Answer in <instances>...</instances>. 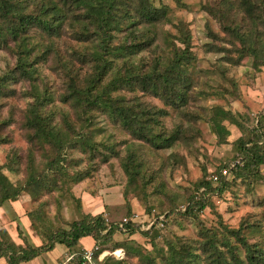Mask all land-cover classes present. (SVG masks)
<instances>
[{"label": "rangeland", "instance_id": "rangeland-1", "mask_svg": "<svg viewBox=\"0 0 264 264\" xmlns=\"http://www.w3.org/2000/svg\"><path fill=\"white\" fill-rule=\"evenodd\" d=\"M214 1L161 0L168 6L170 18L174 22L182 20L190 31L197 69L191 73L193 91L201 90L205 95L200 91L199 95H190L188 102L175 110L164 105L160 98L140 90L112 94L122 99L125 106L142 110L144 115L147 113L143 119L151 124L154 132L176 136L169 148H155L135 138L105 111H91L90 122L78 117L71 106L58 100L64 83L51 70L53 60L39 64L33 78L37 86H47L54 96L53 102L43 109L55 117L58 127L68 131L62 148L31 139L33 130L26 126L25 115L32 98L25 94L32 81H18L16 72L17 81L9 79L7 82L8 89L14 93L7 97L3 93L5 88L0 85V173L20 190L14 200H6L0 206V218H4L0 230L7 228L6 231L9 229L13 234L8 242L21 246L46 244L51 232L68 228L82 210L94 212V206L102 208L105 203L101 213L112 220L132 211L145 213L146 218L158 213L166 217L164 226L158 229L159 235H154L156 230L148 232L143 228L145 231L138 229L132 239L124 241L125 254L132 258L131 264H169L170 244L197 254L196 258L190 257V264H211L209 255L200 245L209 236L215 238L227 258L232 257V246L236 255L244 259L242 240L253 247L264 248V165L259 167L262 177L244 179L228 173L222 191L209 192L203 208L182 209L196 195L201 181L211 179L214 186L218 185L215 172L224 163L235 160L234 142L243 134L237 126L225 122L229 135L219 141L209 123L212 109L219 106L240 114L244 124L248 115L264 110V63L259 64L263 60L244 54L239 64L232 65L220 61L219 53L205 51L207 43H219L215 34H223L206 8ZM236 17L239 21L243 13L236 12ZM164 27L175 33V28L168 24ZM119 37L118 34L117 41ZM160 41L159 34L157 45L135 56L134 62L149 65L160 51L157 47ZM56 45L61 53L81 46L65 37L57 40ZM234 47L240 49L241 44L235 41ZM231 54L236 57L238 51L232 49ZM16 60L11 49L0 47V83L2 77L13 70ZM162 109L166 110V115H162ZM82 134L94 148H82L77 143ZM58 155L60 163L49 166L48 162ZM54 182L61 188H52ZM1 188L0 185V195ZM32 218L35 228L31 226ZM230 230L237 232L240 241ZM122 238L126 240L125 236ZM0 261L6 262L5 258Z\"/></svg>", "mask_w": 264, "mask_h": 264}, {"label": "trees", "instance_id": "trees-1", "mask_svg": "<svg viewBox=\"0 0 264 264\" xmlns=\"http://www.w3.org/2000/svg\"><path fill=\"white\" fill-rule=\"evenodd\" d=\"M206 8L223 34H215L219 43H207L205 51L219 53L220 61L232 65L239 64L244 54L262 59L259 64L264 63V0H215ZM236 12L243 13V18L239 21ZM244 22L246 23L243 24ZM165 24L175 28V33L164 27ZM118 34L120 37L117 41ZM159 34L161 41L157 47L160 51L152 62L149 65L143 61L136 64L133 58L148 51L153 44L156 46ZM63 37L78 43L80 48L70 47L66 49L67 54L61 53L56 42ZM235 41L241 44L240 49L234 47ZM0 47L11 49L17 57L13 70L2 77L0 85L5 88L4 95L7 97L14 93V90L8 89L9 79L32 81L29 92L25 94L32 98L25 115L26 126L33 130L31 139H39L57 149L63 147V138L68 135V131L58 127L54 123L55 117L44 111L43 107L52 103L54 96L47 86H37L33 78L38 72L39 64L46 61L53 60L51 70L64 83L58 100L71 106L78 117H84L81 119L90 122L91 111H105L135 138L143 139L159 149L171 147L176 136L154 132L151 124L143 119L147 113L144 115L142 110L125 106L122 99L114 98L112 94L122 90H140L153 94L164 105L175 110L183 107L190 95H199L200 92L205 95L201 90L197 93L193 91L195 85L191 73H195L197 69L191 49L190 31L182 20L174 22L170 18L168 6L161 0H0ZM232 49L238 51V56L231 54ZM16 72L18 78L14 77ZM12 73L13 76H10ZM161 113L167 114L163 109ZM241 117L240 114L215 106L209 123L219 141L229 135L225 122L237 126L243 133L234 142L237 150L234 161L238 163L229 173L244 179L250 176L262 177L259 167L264 165V110L253 116L248 115L247 124L246 121L244 124L243 118L241 121ZM64 121L67 122V119ZM76 141L82 148L95 147L83 134ZM60 158V155L52 158L48 165H57ZM229 163H224L215 172L217 186L212 184L211 179L198 184L196 195L185 205V211H191L197 206L203 208L209 192L222 191L226 175L221 170ZM64 172L65 169L61 174ZM32 180L35 181L34 178ZM0 185V206L6 200H14L20 193L19 188L2 173ZM54 187L59 189L61 185L54 182L52 188ZM123 196L125 197V193ZM143 214L146 218L147 215ZM105 215L81 211L79 217L72 219L68 228L51 232L46 244L36 246L8 242L7 240L11 241L9 235L7 238L5 236L8 233L0 230V258L4 257L8 264H18L53 249L58 243L72 251L84 236L95 239L94 245H98L96 253L106 248H124L127 238L115 241L113 234L120 231L130 237L136 230H142V225L148 224L147 220L143 223L130 220L124 224L123 231L117 225L120 218L112 220L107 216L109 221H106ZM33 222L32 218L31 226L35 228ZM150 228L145 230H156L154 235H159L158 229L161 227L157 228L153 224ZM230 232L240 241L236 231ZM242 244L245 248L244 259L236 255L232 246V257L227 258L219 250L213 236L200 243L202 251L209 255L211 264H264V248L253 247L244 240ZM168 252L169 264H190V257H197L191 250L177 248L172 244L169 245ZM82 255L83 249L77 250L71 260L82 264ZM101 264L122 262L112 255H106Z\"/></svg>", "mask_w": 264, "mask_h": 264}, {"label": "crops", "instance_id": "crops-1", "mask_svg": "<svg viewBox=\"0 0 264 264\" xmlns=\"http://www.w3.org/2000/svg\"><path fill=\"white\" fill-rule=\"evenodd\" d=\"M119 201L117 203H120ZM110 204H112V202L111 203H107V205H110ZM101 206H102V208L99 207L98 205L94 206V208H96V211H94V212L93 211H83V210L82 211L85 212V213H91L93 215L99 214V213H101L104 210L105 203L103 205H101ZM3 219L4 218H0V224L2 223L1 221H3ZM25 219H26V221H28V218H25ZM12 221H16V218H12ZM19 224H21V223L19 222ZM29 224H30V222H29ZM24 225H26V224H24ZM6 229L2 228V230H5V231H6ZM8 230L6 232L11 237L13 234L11 232L9 233L10 230L9 231ZM123 236H125V234L122 235L120 231H116L113 234V238H114L115 241H122L123 240V238H122ZM125 238L132 239L133 235H131L130 237L125 236ZM94 244H95V239L92 236H84V237H81L78 240L76 248L74 250H72V251H70L69 248L66 247L64 244H59L58 243V244H55L53 249L37 255L33 259H30L28 261H23V262H20L18 264H76L75 260H71L73 258V256H74V254H75V251L82 250V249H85V248H87V249L91 248ZM34 245L36 246V245H39V244L35 243ZM104 250L110 251V253L107 254V255H112L114 257V259L120 260L122 262V264H131L132 258L131 257H127V255L125 254V249L124 248H122V247H113V249L106 248ZM116 251H118V252L123 251V255H124L123 259H118L117 256L114 255ZM1 258H4V257H1ZM6 262H1L0 261V264H8Z\"/></svg>", "mask_w": 264, "mask_h": 264}, {"label": "built area", "instance_id": "built-area-1", "mask_svg": "<svg viewBox=\"0 0 264 264\" xmlns=\"http://www.w3.org/2000/svg\"><path fill=\"white\" fill-rule=\"evenodd\" d=\"M238 163V161H232L229 163L227 167H223L221 170L223 175H227L229 171ZM182 209H185V206L182 207ZM105 220L109 221V218H107V215H105ZM133 222H140L143 223V221L147 220L148 224L142 225V228H150L153 224L156 225L158 228L162 227L164 224L165 216L162 214L156 215L155 217L151 218H145V215L143 213L132 211L129 216H122L118 220V227L121 230H125L124 224H126L129 221ZM98 250V245H93L91 248H85L83 249V255H82V264H101L103 258L110 253L108 250H102L98 253L96 251ZM114 254V253H113ZM118 259H123V251H116L115 254Z\"/></svg>", "mask_w": 264, "mask_h": 264}]
</instances>
